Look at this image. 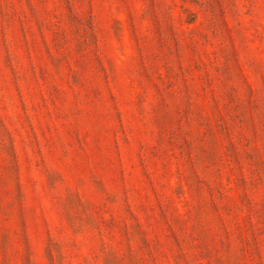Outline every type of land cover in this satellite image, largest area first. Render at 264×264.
<instances>
[{
  "label": "rangeland",
  "instance_id": "rangeland-1",
  "mask_svg": "<svg viewBox=\"0 0 264 264\" xmlns=\"http://www.w3.org/2000/svg\"><path fill=\"white\" fill-rule=\"evenodd\" d=\"M0 264H264V0H0Z\"/></svg>",
  "mask_w": 264,
  "mask_h": 264
}]
</instances>
